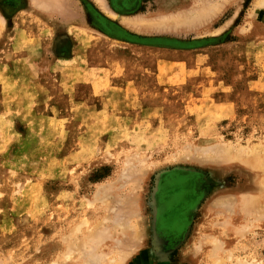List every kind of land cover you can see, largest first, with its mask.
I'll return each instance as SVG.
<instances>
[{
    "label": "rangeland",
    "instance_id": "1",
    "mask_svg": "<svg viewBox=\"0 0 264 264\" xmlns=\"http://www.w3.org/2000/svg\"><path fill=\"white\" fill-rule=\"evenodd\" d=\"M257 1L0 0V264H264Z\"/></svg>",
    "mask_w": 264,
    "mask_h": 264
},
{
    "label": "bare ground",
    "instance_id": "2",
    "mask_svg": "<svg viewBox=\"0 0 264 264\" xmlns=\"http://www.w3.org/2000/svg\"><path fill=\"white\" fill-rule=\"evenodd\" d=\"M202 7V6H201ZM200 8V7H199ZM203 8V7H202ZM254 8H264V0H258L257 2H255L254 3ZM196 8H194L193 9V11L195 10ZM211 9V8H210ZM220 9V8H219ZM203 9H200V13H201V11H202ZM208 10V9H207ZM205 11V10H204ZM210 11V10H209ZM189 13V12H188ZM195 13V12H194ZM208 13V12H207ZM180 14V13H179ZM196 14V13H195ZM195 14H194V16H195ZM202 14V13H201ZM191 15V14H190ZM171 16H173V14L171 15ZM175 16V15H174ZM180 17V16H179ZM186 18H188V17H186ZM181 19V18H180ZM179 19V22L181 21ZM205 19V18H204ZM153 20H155V19H153ZM194 21V20H193ZM170 22V21H169ZM177 22H178V20H177ZM199 22V21H198ZM163 23H165V22H163ZM194 23V22H193ZM196 23V22H195ZM141 25V24H140ZM168 25V24H167ZM191 25V24H190ZM193 25V24H192ZM143 26V25H142ZM184 26V25H183ZM186 26V25H185ZM188 26V25H187ZM162 27V26H161ZM171 27V26H170ZM139 28V27H138ZM168 28H169V26H168ZM175 28V27H174ZM152 29H153V27H152ZM227 152V151H226ZM244 153V152H243ZM248 167H249V169H251L252 170V173L254 174V176L256 177V180L258 181V183L260 184V185H262V186H264V153H263V156L261 157V158H255V159H252V160H250L249 162H248ZM259 187V186H258ZM255 196H253L252 198H251V200H250V202H248V204H250L251 206H253L252 204L253 203H255ZM81 226V225H80ZM88 244V243H87ZM99 245V244H98ZM214 245H216V244H214ZM127 251V250H126ZM94 252H96V251H94ZM96 254H97V252H96ZM217 256H218V254H217ZM119 257V259L116 257V256H114L113 258H111L110 260H108V261H101V262H99L98 264H123L122 263V260H124L123 259V257H121L120 258V256H118ZM208 257V256H207ZM226 257V256H225ZM105 258V257H104ZM116 258V259H115ZM89 259H90V257H89ZM229 259H231L230 258V256H227V260H229ZM117 260V261H116ZM207 261H209V260H207ZM222 261V260H221ZM221 261L220 260H216V261H214L213 262V264H224V263H221ZM83 262V263H82ZM89 262H90V260H89ZM79 263H81V264H88V261H83V260H79ZM94 264V263H93ZM129 264H141V258H137V259H134V261L132 262V263H129ZM235 264H241L240 262H238V263H235ZM244 264V263H243Z\"/></svg>",
    "mask_w": 264,
    "mask_h": 264
}]
</instances>
